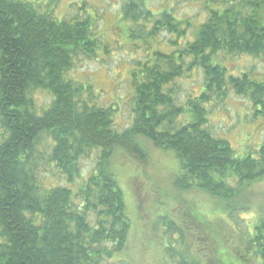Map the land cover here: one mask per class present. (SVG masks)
<instances>
[{"label": "trees", "instance_id": "obj_1", "mask_svg": "<svg viewBox=\"0 0 264 264\" xmlns=\"http://www.w3.org/2000/svg\"><path fill=\"white\" fill-rule=\"evenodd\" d=\"M121 1L133 47L145 57L132 73L134 120L118 132L114 107L100 104L92 84L69 77L83 62L104 64L111 54L101 20L58 21L31 3L0 0V264L115 262L127 249L131 222L112 157L119 149L145 162L138 137L176 152L179 188L207 191L227 218L251 210L241 198L264 180V143L256 156L237 157L212 134L207 106L222 108L233 96L264 117V72L235 76L213 63L220 55L264 60V0H205L201 13L184 18L181 0L160 12L151 0ZM196 70L203 88L179 105L176 82ZM38 92L52 99L41 115ZM186 112L193 121L182 122ZM96 153L95 169L84 175V162ZM247 245V254L264 264V219L251 226ZM226 253L217 247L207 264L246 262L242 256L229 263ZM173 258L204 264L181 253Z\"/></svg>", "mask_w": 264, "mask_h": 264}, {"label": "rangeland", "instance_id": "obj_2", "mask_svg": "<svg viewBox=\"0 0 264 264\" xmlns=\"http://www.w3.org/2000/svg\"><path fill=\"white\" fill-rule=\"evenodd\" d=\"M16 1L31 3L58 21L82 17L101 20L100 28L105 42L112 49L111 54L104 64L83 62L69 77L81 84H92L101 96L100 104L114 107L115 129L118 132L129 128L134 120L132 98L135 87L132 73L136 69V62L144 59L145 55L142 49L133 47L128 25L122 18V1ZM183 2L181 0L178 4L180 18L197 16L205 0ZM173 5L174 0H151V8L155 12ZM162 39L167 40V36L162 35L159 40ZM138 44L141 46L142 42ZM213 63L226 67L235 76L251 70L264 72V60L247 56L223 58L220 55L213 59ZM202 74L196 70L191 78L176 82L180 88L179 105L184 106L188 97L199 94L201 85L203 88ZM35 95L40 110L37 114L41 115V109L49 106L52 99L41 92ZM207 109L209 128L214 136L228 141L239 158L249 154L256 156L264 143V117L255 116L256 109L251 103L231 96L226 106L218 109L207 106ZM182 118L183 123L194 120L190 112H186ZM137 141L147 152L145 162L127 157L119 149L112 157L113 171L123 191L131 222L127 249L112 264H178L177 259L173 258L176 253H181L187 260L207 264L214 258L217 247L227 250L229 263L243 256L246 264H260L258 259L247 254V242L251 226L264 219V180L248 185L247 192L241 198L243 202L247 200L244 203L251 210L233 213L227 218L229 211L222 208L218 199L207 191L179 188L177 179L181 162L176 152L160 149L143 137H138ZM97 159L98 153L84 162V175H89L95 169ZM47 162V157L42 156L41 171L48 169L45 168ZM169 225L172 231L166 229ZM178 231L183 234L180 238ZM168 232L178 235H167ZM234 263L240 264L241 261L234 260Z\"/></svg>", "mask_w": 264, "mask_h": 264}]
</instances>
